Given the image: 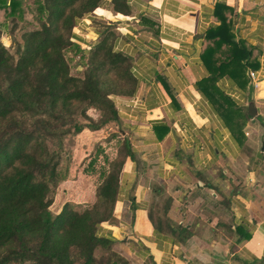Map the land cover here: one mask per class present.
<instances>
[{
    "label": "crops",
    "instance_id": "0c3cea01",
    "mask_svg": "<svg viewBox=\"0 0 264 264\" xmlns=\"http://www.w3.org/2000/svg\"><path fill=\"white\" fill-rule=\"evenodd\" d=\"M217 4L231 10L235 39L253 48L258 64L249 69L259 77L254 90L249 81L243 89L227 77L216 83L239 109H255L237 139L195 86L207 76L200 54L205 31L217 25ZM128 6L124 16L104 0L71 32L86 50L98 39L97 26L110 25L113 49L129 57L137 80L131 97L112 98L119 125L103 128L114 126L135 160L125 159L112 221L101 223L97 235L111 239V250L129 264L251 263L264 249V0H128ZM129 178L133 209L124 197Z\"/></svg>",
    "mask_w": 264,
    "mask_h": 264
},
{
    "label": "trees",
    "instance_id": "16d2710c",
    "mask_svg": "<svg viewBox=\"0 0 264 264\" xmlns=\"http://www.w3.org/2000/svg\"><path fill=\"white\" fill-rule=\"evenodd\" d=\"M22 1L0 0L4 18L22 20L29 12ZM103 1L35 0L39 27L21 35L15 60L0 44V264H129L111 250V239L97 235L101 223L112 221L125 159L134 164L126 138L108 162L89 207L78 212L64 204L55 216L49 211L63 138L118 126L111 97H131L137 88L129 57L113 49L110 25L100 26L97 41L86 50L71 41L73 27ZM109 3L113 12L129 14L128 0ZM227 13L228 7L215 5L217 25L205 31L208 44L200 54L207 76L195 86L237 139L251 116L216 83L227 77L243 89L249 69L258 64L253 48L235 39ZM66 51L85 58L81 77L70 75ZM88 109L99 113L97 120L86 115ZM129 201L133 209L131 196ZM98 250L102 257L95 256ZM244 264H264V249Z\"/></svg>",
    "mask_w": 264,
    "mask_h": 264
},
{
    "label": "rangeland",
    "instance_id": "374dc122",
    "mask_svg": "<svg viewBox=\"0 0 264 264\" xmlns=\"http://www.w3.org/2000/svg\"><path fill=\"white\" fill-rule=\"evenodd\" d=\"M35 0L22 1L29 12H25L22 20L15 17L4 18L0 11V44L7 52L16 58L17 46L21 45V35L32 29L38 28L35 16ZM31 11V12H30ZM100 26H107L101 24ZM72 32V31H71ZM114 37L115 33L113 32ZM69 66V73L72 76L81 77L84 70L85 58L79 54L64 53ZM113 97H111L112 99ZM86 115L93 120H97L99 113L93 109H88ZM114 126L98 131L96 134H86L83 136L67 135L62 140V149L59 152L60 160L57 166L59 179L50 197L52 203L49 211L55 216L64 204H68L74 211H82L93 202L95 187L101 180L102 175L107 171V164L114 159L119 149V140ZM104 137V138H103ZM123 181H120V186ZM124 197L130 196L132 180L125 179ZM101 251L95 253L96 257H102Z\"/></svg>",
    "mask_w": 264,
    "mask_h": 264
},
{
    "label": "built area",
    "instance_id": "2783aa9c",
    "mask_svg": "<svg viewBox=\"0 0 264 264\" xmlns=\"http://www.w3.org/2000/svg\"><path fill=\"white\" fill-rule=\"evenodd\" d=\"M248 81H249L251 88L253 90L256 89V87L259 83V77H258L256 71H249L248 72Z\"/></svg>",
    "mask_w": 264,
    "mask_h": 264
},
{
    "label": "water",
    "instance_id": "95a60500",
    "mask_svg": "<svg viewBox=\"0 0 264 264\" xmlns=\"http://www.w3.org/2000/svg\"><path fill=\"white\" fill-rule=\"evenodd\" d=\"M247 113L250 115V116H253L255 114V109L253 108V105H249L248 108H247Z\"/></svg>",
    "mask_w": 264,
    "mask_h": 264
}]
</instances>
